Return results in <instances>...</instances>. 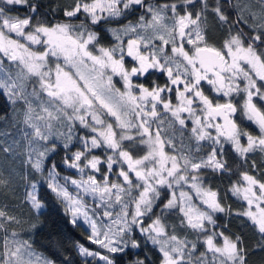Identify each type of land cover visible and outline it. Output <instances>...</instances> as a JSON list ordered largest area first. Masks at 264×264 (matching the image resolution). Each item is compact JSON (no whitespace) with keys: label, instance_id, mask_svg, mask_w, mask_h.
<instances>
[{"label":"snow or ice","instance_id":"1","mask_svg":"<svg viewBox=\"0 0 264 264\" xmlns=\"http://www.w3.org/2000/svg\"><path fill=\"white\" fill-rule=\"evenodd\" d=\"M0 97V154L21 158L24 202L41 212V174L71 223L90 229L98 249L77 244L81 256L118 264L137 249L128 264H248L243 238L219 223L233 215L264 251V161L238 171L226 158L264 153V0H0ZM58 149L79 180L57 182L55 163L43 176ZM217 176L227 186L213 188ZM0 187L15 195L2 169ZM11 223L0 207V264H31Z\"/></svg>","mask_w":264,"mask_h":264},{"label":"trees","instance_id":"2","mask_svg":"<svg viewBox=\"0 0 264 264\" xmlns=\"http://www.w3.org/2000/svg\"><path fill=\"white\" fill-rule=\"evenodd\" d=\"M47 2V0H45ZM59 3H67L69 0H57ZM247 2V0H242ZM254 3L255 0H252ZM258 10V9H257ZM134 19V17H131ZM114 26V25H110ZM214 37H218L219 33L214 29L212 31ZM106 40H110L111 37L105 34ZM7 107L5 100L0 97V110ZM3 127V125H0ZM63 131V129H61ZM9 135L11 137H17L19 133L16 129H9ZM0 139H3L0 137ZM58 144H62L63 140H58ZM75 144V139L73 140ZM79 144H76V148ZM76 148H71V151H75ZM69 152H65L62 149H58L57 153L50 154L45 160V172L43 176H46L47 169L51 167L52 163L57 165L58 171H64L71 173L68 168L64 166V158ZM254 157L255 154L253 155ZM19 159L12 161L11 158L5 159L3 154H0V169L4 170L5 178L11 180V187L15 188V195L12 191L3 187H0V207L7 205V211L10 215H13L19 220V223H11L7 225L8 232L17 233L16 239L20 241H27L31 246L30 248L37 251L47 257L54 264H101L97 261L84 259L78 252L77 244H83L87 247H94L87 240L88 232L84 227L73 225L68 213H66L64 204L60 203L59 200L50 192L46 186V181L41 178V174H36L37 179L41 180L38 185L39 196L42 199L44 207L41 212H37L32 209L30 204L24 202L23 193L25 192L24 183L20 181L17 173L20 170ZM256 160V159H255ZM235 164L234 170H245L251 165L250 159L246 166L242 165V161L239 157H233L231 160ZM264 161V153L261 162ZM257 165L258 163L256 161ZM25 171L27 168L25 167ZM11 173V176H9ZM253 174L259 175V172ZM234 176V175H233ZM98 177V175H97ZM99 178V177H98ZM234 178V177H233ZM229 178L226 176L219 177L211 180V186L213 188L219 186L224 188L228 184ZM235 211L241 208L242 202L238 201L235 197H231L227 200ZM170 222H176V218L173 216L170 218ZM221 224H227L228 232L235 235H240L245 241V245L248 248V264H264V251H260L256 248L257 241L259 240V235L257 234L255 228L251 225V222L247 218H239L233 215L230 221L227 219H221L219 221ZM3 231H0V238L3 237ZM0 246H2V239H0ZM151 247V245H149ZM132 255L123 256L118 264H128L132 259L136 258V253L140 250L131 249ZM156 258V255L149 253Z\"/></svg>","mask_w":264,"mask_h":264},{"label":"rangeland","instance_id":"3","mask_svg":"<svg viewBox=\"0 0 264 264\" xmlns=\"http://www.w3.org/2000/svg\"><path fill=\"white\" fill-rule=\"evenodd\" d=\"M79 147H80V145H79ZM71 154V152H69V154H67V155H70ZM64 166L66 167V168H68L70 171H72L71 173H67V172H64V171H58L57 169H56V172L59 174L57 177H56V180H57V182H59L60 184H65V177H68V178H70V179H76V180H79L80 178H81V173H79V171L77 170V169H73V168H69V167H67V165L66 164H64ZM87 174H91V173H89V172H87V170H86V173H85V177H86V175ZM98 175V174H97ZM46 176H47V174H46ZM98 177H99V175H98ZM97 177V179H99ZM115 177H113V179H114ZM66 187H67V190H68V192L71 194V195H73V196H75L76 195V193H77V189H76V187L74 186V185H72L70 182H68L67 184H66ZM186 190V189H185ZM85 199V202L87 203V205H88V207H89V209H92V208H94L95 207V204L97 203V201H95L94 199H93V197L91 196V195H89V196H87V197H85L84 198ZM64 208H65V205H64ZM69 214V216H70V219H71V215H70V213H68ZM80 226H82V227H84L85 228V230L87 231V232H89L90 231V229L88 228V226L86 225V224H83L82 223V221H81V224H80ZM4 235V234H3ZM9 237L11 238V236H10V234H9ZM85 246V245H84ZM92 246H94V247H92V248H90V247H88L90 250H97L98 249V246L97 245H93L92 244ZM85 247H87V246H85ZM78 248V247H77ZM101 251H104V250H101ZM79 252V251H78ZM28 253H30L31 255H29ZM80 254V253H79ZM82 258H84V259H89V260H93V258L92 257H84V256H81ZM24 260L25 261H30L31 262V264H45V261H50L47 257H45L43 254H41V253H39V252H37V251H34V250H32L31 248H28L27 250H26V252H25V255H24ZM93 261H97V262H99L98 260H93ZM99 263H101L102 264V262H99Z\"/></svg>","mask_w":264,"mask_h":264},{"label":"flooded vegetation","instance_id":"4","mask_svg":"<svg viewBox=\"0 0 264 264\" xmlns=\"http://www.w3.org/2000/svg\"><path fill=\"white\" fill-rule=\"evenodd\" d=\"M115 79L119 80V77H116ZM161 80H163V77L161 78ZM117 86L120 87L119 84ZM204 87H205L206 94H208V86L205 85ZM236 99L239 100L240 98L237 97ZM237 122L241 124V126L245 129V131L251 132L253 135L258 134L259 130H258L257 126L254 123L248 121L247 118L242 115V113H239V112L237 113ZM244 142L245 141H242V143H244ZM254 154L256 157L253 156ZM233 157H238V156L234 152L229 151V154L226 158L229 160V163L232 165V167L234 169L235 164L232 163V161H231L233 159ZM262 157H263V153L256 151V152L249 154L248 160L250 159L251 163H252V161H255V162L257 161L258 163H261ZM242 165L246 166L247 164H243V162H242ZM241 171H243V170H241ZM227 178H229V177H227ZM236 178L237 177L235 175L231 177L232 180H235Z\"/></svg>","mask_w":264,"mask_h":264}]
</instances>
